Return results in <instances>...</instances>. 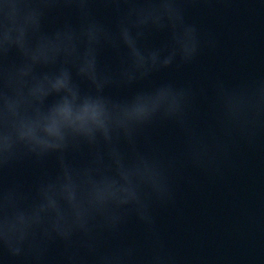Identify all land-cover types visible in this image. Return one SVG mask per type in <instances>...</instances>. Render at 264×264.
<instances>
[{
    "label": "clouds",
    "instance_id": "clouds-1",
    "mask_svg": "<svg viewBox=\"0 0 264 264\" xmlns=\"http://www.w3.org/2000/svg\"><path fill=\"white\" fill-rule=\"evenodd\" d=\"M197 0H0V178L24 162L43 165L58 154V172L31 190L0 182V260L45 264L52 245L63 247L62 264H177L160 241L150 212L153 197L172 198L166 167L148 162L115 168L103 164L100 141L111 145L123 132L161 121L185 125L190 89L162 82L141 88L119 103L109 86H132L161 69L191 64L204 43L187 18ZM105 9L108 19L97 12ZM66 18L49 29L53 14ZM163 35L157 46L149 37ZM209 46L214 39L208 38ZM112 51L118 63H105ZM15 53L16 59H13ZM163 57V58H162ZM46 69V71L44 70ZM90 85L82 89V84ZM93 153L84 168L65 163L69 150ZM188 155L199 160L190 145ZM130 215L153 237L151 250L136 244L102 251L100 233L117 236ZM78 245V246H77Z\"/></svg>",
    "mask_w": 264,
    "mask_h": 264
}]
</instances>
